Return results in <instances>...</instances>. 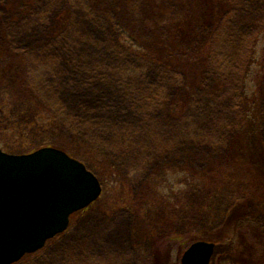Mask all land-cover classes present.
<instances>
[{
    "label": "trees",
    "instance_id": "trees-1",
    "mask_svg": "<svg viewBox=\"0 0 264 264\" xmlns=\"http://www.w3.org/2000/svg\"><path fill=\"white\" fill-rule=\"evenodd\" d=\"M35 1L26 0L20 7L22 9L17 11L24 13V20L34 17L35 21H40L45 34L57 37L52 36L48 45L51 61H40L37 56L27 58L25 52L16 53L17 48L11 43L0 44V144L4 150L26 153L45 145L60 147L97 174V165L90 155L91 148L84 147L86 141L80 140L78 135L82 133L75 122L82 120L81 125L85 126L91 118L87 117L88 121L84 122L75 113L77 117L72 114L64 116L66 107L64 105L63 108L59 93L54 94L50 87L89 90L95 86L92 82L97 81L98 71L102 72L100 77L117 88L118 85L127 88L134 104L138 103L136 93L140 89L137 79L142 78L140 80L145 85V81L153 77L151 79L155 81L140 93V103L136 105L140 109L145 108L146 113L158 111L161 104L168 107V114H172L197 103L215 100L212 90L204 96L198 90L209 78L207 58L210 59L220 47L216 42L217 34L212 40V33L219 25L216 22L219 23L229 10L233 11L229 2L230 7H227L226 0H69L70 7L57 11V16L51 13L54 17H50L51 10L44 9L39 14L41 19L34 16ZM7 4L10 7L11 2ZM74 9L92 18V23L99 27L101 36L97 35L94 41L103 60L85 65L80 59L69 58L68 72L60 71L56 75L55 71L51 73V66L62 60L67 62L65 57H69L71 51H79L84 41L76 37L77 43H74L73 39L67 40L61 33L60 24L64 25L65 15L70 17ZM53 19L55 22H51ZM0 24V37L11 36V26L1 10ZM198 39L200 47L195 46ZM204 40H209L207 54ZM111 65L115 66L112 73ZM108 68L111 70L109 74ZM55 77L54 82H50ZM172 85L178 92L168 97V88ZM243 85L246 86L244 81ZM218 86L219 92H226L229 98L235 96L232 99L236 104L241 101V96L236 93L237 85L229 88L226 84ZM261 88L264 91V78ZM244 96L249 97L247 89ZM254 125L249 122L246 129L233 137L226 152L203 158L205 167L202 163L199 168L189 163L180 166L163 164L161 169L150 174L147 181L153 194L139 196L143 199L139 202L136 197L143 194L130 193L132 207L140 214L137 215V223L141 226L156 219L148 216L150 211L144 214V206L147 209L151 207L156 215L164 212L162 217H158L156 227L147 231L149 234L154 231L153 234L163 240L157 246L156 256L160 251L165 252L166 237H161L162 233L177 229L182 235L180 255L198 239L233 244L246 236L250 244L264 249V223L261 220L264 217V140L255 141ZM256 125L260 128L263 123ZM7 131L8 137L15 141L4 136ZM261 157L263 163L257 164L255 160ZM171 175L177 177L176 180ZM161 184L163 191L159 189ZM155 197L156 201L151 200ZM242 204V210H237L239 213L233 211L234 207L237 209ZM202 222L208 224L201 226ZM203 227L217 231L210 237H202L199 234ZM144 252L142 262L137 263H145L150 258ZM166 254L161 253L162 258ZM162 258H154V263H168ZM170 263L180 264V257Z\"/></svg>",
    "mask_w": 264,
    "mask_h": 264
},
{
    "label": "rangeland",
    "instance_id": "rangeland-1",
    "mask_svg": "<svg viewBox=\"0 0 264 264\" xmlns=\"http://www.w3.org/2000/svg\"><path fill=\"white\" fill-rule=\"evenodd\" d=\"M8 1L11 2L10 7ZM25 2L26 0L0 1V10L6 16L12 31L8 38L0 37V44L11 43L17 48L16 53L25 52L27 58L37 56L39 59H36L40 61L50 60L52 53L50 48L49 52L47 49L53 35L45 34L40 21H35L34 17L24 20V13L17 10H21L20 7ZM35 2L33 12L39 19V14L46 8L51 10L49 16L54 17L57 16V11L70 7L69 0ZM226 2L227 7H230L229 3L232 5L233 11L229 10L220 18L219 23L216 22L219 25L218 29L214 28L212 40L217 34L216 42L220 47L210 59L207 58V76L210 79L206 78L207 81L198 90L203 96L212 90L215 98L212 103H197L172 114H168V107L161 104L158 111L146 113L145 108L137 106L140 103V93L155 81L151 79L153 77L147 79L145 85L140 80L142 78L137 79L140 89L136 93L138 103L134 104L129 98L128 89L119 85L117 88L107 82L100 77L101 71L96 73L97 81H91L95 86L88 88L89 90H71L66 86L50 87L51 92L59 93L62 106L66 107L64 116H75V113L78 115L75 117L83 118L84 122L88 121L87 117L91 118V122L85 126L81 125L82 120L75 121L76 118L73 121L77 122L76 127L81 130L82 134L78 135L80 140L86 141L84 147L91 148L90 155L97 165L95 170L103 185V192L96 202L72 216L66 231L55 235L42 248L25 255L16 264H160L154 263V258H162L161 253H167L162 259L168 260V263L162 264H178L170 263L182 255L179 252L182 235L178 229L162 233L161 237H166L165 252L160 251L156 256L157 246L163 240L153 234L154 231L151 234L148 232L156 227L157 220L160 219L158 217H162L164 212L156 215L151 207L147 209L144 206V214L150 211L148 216L156 219L146 221L141 226L137 223V215L140 214L132 207L130 193H142L143 195L136 197L139 202L143 200L139 196L153 194L147 181L150 174L161 169L163 164L180 166L189 163L190 166L199 168L202 163V167H205L202 159L226 152L233 137L246 129L249 122H253V127H256L253 130L255 141L258 143L260 138L264 140V91L261 88L264 78V0ZM64 18L65 23L62 26L60 24V27L67 40L73 39L77 43V37L84 41L79 51H71L69 57H65L67 62L62 60L51 66V73L55 71L56 75L60 71L68 72L72 58L80 59L85 65L103 60L97 53L96 40L94 41L101 36L98 33L100 29L92 23V18L77 9L72 10L70 17L67 14ZM1 26L2 24L0 28ZM85 35L87 36L84 37ZM56 37L57 35L53 36ZM202 42L207 54L209 40ZM195 46L200 47L199 39ZM114 69L115 66L111 65L112 71L108 68V74L110 71L114 72ZM56 77L50 82H54ZM243 81L246 83L245 87ZM218 84H226V88L237 85L236 93L241 96V101L236 104L232 99L235 96L229 98L226 92H219ZM246 89L248 98L244 96ZM177 92L172 85L168 88L167 95L169 97ZM164 97L165 95L162 98ZM258 122H262L263 126L259 128L256 125ZM74 135L77 134L74 132ZM4 136L9 141L14 140L8 137V131ZM0 147L3 148L1 144ZM255 161L262 164L263 157ZM171 178L176 180L177 177L171 175ZM159 189L164 190L162 184ZM151 200L156 201L157 198ZM243 206L239 205L237 209L234 207L233 211L239 213ZM261 220L264 223V217ZM205 224L208 223L202 222L201 226H206ZM201 230L199 235L202 237H210L217 231L211 228L205 230L204 227ZM248 241L244 236L242 241L237 239L233 244L226 241L217 243L211 264H264V249L256 248ZM142 251L146 252L147 258L150 255V258L145 263H137L143 260Z\"/></svg>",
    "mask_w": 264,
    "mask_h": 264
},
{
    "label": "water",
    "instance_id": "water-1",
    "mask_svg": "<svg viewBox=\"0 0 264 264\" xmlns=\"http://www.w3.org/2000/svg\"><path fill=\"white\" fill-rule=\"evenodd\" d=\"M101 193L97 175L62 148L12 153L0 147V264L42 248ZM215 247L213 241L196 240L183 252L181 264H210Z\"/></svg>",
    "mask_w": 264,
    "mask_h": 264
}]
</instances>
